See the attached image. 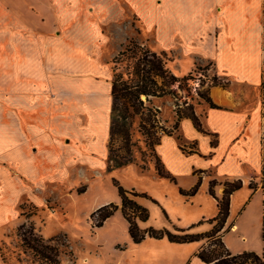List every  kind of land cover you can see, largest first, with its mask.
<instances>
[{
	"label": "crops",
	"instance_id": "0c3cea01",
	"mask_svg": "<svg viewBox=\"0 0 264 264\" xmlns=\"http://www.w3.org/2000/svg\"><path fill=\"white\" fill-rule=\"evenodd\" d=\"M130 16L148 23L155 45L177 61L186 56L207 60L219 75L258 93L248 110L208 108L200 117L201 129L183 117L178 133L195 143L189 151L174 134L160 138L156 152L176 179V200L190 205L193 214L175 226L202 221L193 233L211 227L206 220L218 212L208 191L211 179L242 178V186L230 195L227 223L235 196L249 193L251 181L255 189L241 211L264 193V0H0V225L7 221V202L14 195L16 207L22 197H33V186L68 181L79 166L91 168L96 154L104 167L112 54L106 55L105 47L112 37L110 24ZM244 169L246 177L238 173ZM199 177L194 195L179 193ZM214 192L220 197L221 185ZM129 239L132 248L150 240L166 247V253L151 252L141 264H204L194 256L202 241Z\"/></svg>",
	"mask_w": 264,
	"mask_h": 264
},
{
	"label": "rangeland",
	"instance_id": "374dc122",
	"mask_svg": "<svg viewBox=\"0 0 264 264\" xmlns=\"http://www.w3.org/2000/svg\"><path fill=\"white\" fill-rule=\"evenodd\" d=\"M110 27L113 29L110 32L112 37L105 47V54L112 52L108 58L111 81L112 59L123 49L130 38L157 54L164 51L155 45L153 31L149 24L141 23L136 17L130 16L125 21L110 24ZM163 58L165 66L181 80L169 86V89L175 90L174 93L170 92L161 97L149 96L147 98L143 94L140 96L143 106L157 109L155 125L149 129L154 131L152 138L155 137V140L158 141L162 136L171 132V135L174 134L179 138L181 148L189 151L188 147H194L195 143H186L179 135V123L185 117L178 118L179 113H185L187 116L193 113L200 122V117L211 107L210 104L215 105L214 108L237 107L243 110H248L255 104L258 97L256 90L244 84L232 82L225 75H219L214 66H211V62L199 58L192 60L188 56L181 57L177 61L175 55L167 51H164ZM118 66V70L123 71L125 62ZM157 83L161 84L162 78H157ZM218 91H224L227 94L226 98L220 99L221 101L216 100ZM123 101L122 99L120 102L121 109H124ZM134 107L137 105L135 104ZM131 110H133V105L126 112L129 114L126 120L130 123V143L135 162L106 172V161L103 167L100 154H96L93 157L91 168L79 166L72 171L68 181L49 183L42 187L33 186V197H22L16 207L14 206L15 195L8 199L7 221L0 225V264H37L28 252L22 250L16 235L17 226L23 222L32 223L44 238L60 237L57 242H54L58 245L63 240L61 235L65 234L71 253L68 252L70 249L66 250L64 246L59 245L61 247L60 264H141L148 260V254L151 252H156L158 255L166 253L163 251L166 247L158 243V245L153 244L151 240L136 248L128 247L126 243L130 239L119 208L100 227H94L91 219V213L104 204L113 202L118 207L120 206L117 188L113 183L114 179L128 190L133 189L142 193L143 191L137 190L138 187L154 195L153 198L144 192L146 196L135 197L136 201L138 200L137 202L145 206L149 212L148 219L143 221L146 225H141L139 223L141 220L137 221L142 229L167 228L175 232L174 227H178L175 224L185 223L193 216L190 205L177 202L173 181L168 178L163 179L164 181H157L147 174L140 175L139 170L143 173L153 171L157 174L154 167V155H157L158 143H154L152 148L146 146L147 135L142 133L144 129L141 126L144 123L143 120L145 121L141 119L142 109L137 113ZM149 125L146 122V128ZM122 137L123 133L121 136L114 135L113 147L123 145ZM141 163L146 165L145 170L140 168ZM238 173L242 176L247 175L245 169L238 170ZM239 179L242 178L239 177ZM258 180H261L260 175ZM226 182L231 181L218 182L216 180L214 190L217 185H221L224 190ZM250 192L244 191L235 196L232 211L230 210L232 219L226 223V226L234 223V228L225 231L223 242L233 253L254 251L264 259V210L262 212L260 210L264 193L257 194L250 208L241 211L244 203H249L247 201ZM168 213L172 215V218ZM208 224L211 225L209 222ZM195 225L198 226V224ZM195 225L189 231L194 229ZM210 228L209 226L208 230ZM199 241L204 242V239ZM169 257L171 260L176 258L173 254Z\"/></svg>",
	"mask_w": 264,
	"mask_h": 264
},
{
	"label": "trees",
	"instance_id": "16d2710c",
	"mask_svg": "<svg viewBox=\"0 0 264 264\" xmlns=\"http://www.w3.org/2000/svg\"><path fill=\"white\" fill-rule=\"evenodd\" d=\"M164 51L157 54L155 51H151L148 48L141 45L139 42L130 38L128 43L122 50L112 59L113 62V76L111 81V108H110V121H109V139L107 143V155L105 171L124 166L126 164L135 162V157L132 154V148L130 143V123L126 118L127 110L133 105V113L142 111L143 124L141 126L143 134H146L145 144L152 148L154 143H159L155 137L152 138L154 131L149 130L153 127L155 121L156 108L143 106V101L140 100V96L143 94L147 98L149 96L161 97L167 93H174V89H169V86L181 79L172 73L164 62ZM125 62L123 71H119V64ZM157 78H162V83H157ZM183 79V78H182ZM124 100L122 105L124 109L120 108L121 100ZM126 104H129L126 106ZM131 104V105H130ZM137 107H134V105ZM211 107L215 105L210 104ZM129 112V111H128ZM131 113V112H130ZM185 116L190 117L198 129H201L200 122L197 116L193 113L188 116L185 113H179L178 118ZM146 122L150 125L146 128ZM129 124V125H128ZM123 133V145L115 148L113 147L114 135L121 136ZM171 135V132H168ZM154 167L157 175L160 177L168 178L169 180L176 182V179L171 175L164 167L161 159L158 155H154ZM140 168L146 169V165L141 163ZM114 185L117 188V193L120 198V206L113 202H109L98 207L91 213V219L94 227L102 226L103 222L109 218L119 208L122 216L127 222V232L133 241V243H139L145 239V237H151L160 239L166 237L170 242L185 243L192 241L203 240L202 245L194 253L204 264H264V259L261 255L254 251H241L233 253L228 250L223 242V234L232 224L227 223L229 216V204L230 195L233 191L239 189L242 186L241 179H235L231 182H226L223 194L221 197H217L214 192L215 179L209 181V193L216 199L218 212L216 216L206 220L211 224V228L207 231L200 233L190 232L189 229L195 224L189 227H174L175 232L167 228H140L137 221H145L149 217L148 209L138 203L135 199L136 196H146L147 194L139 193L135 190H128L120 185L115 179ZM201 178L199 177L197 182L189 189L179 188V192L186 196L194 195L199 189ZM251 189H255V185L252 182L249 183ZM131 195V196H129ZM199 221L197 224H200ZM16 235L19 238L20 246L24 252H28L33 261L37 264H60L59 255L61 247L64 246L66 250L70 249L66 240L65 234L61 235L63 239L58 245L54 242L59 240L58 237L44 238L33 226L32 223H21L17 226ZM71 253V249L68 250Z\"/></svg>",
	"mask_w": 264,
	"mask_h": 264
},
{
	"label": "bare ground",
	"instance_id": "6f19581e",
	"mask_svg": "<svg viewBox=\"0 0 264 264\" xmlns=\"http://www.w3.org/2000/svg\"><path fill=\"white\" fill-rule=\"evenodd\" d=\"M216 95H217V100H220V99H222V98H226V93L224 92V91H218L217 93H216ZM221 101V100H220Z\"/></svg>",
	"mask_w": 264,
	"mask_h": 264
},
{
	"label": "water",
	"instance_id": "95a60500",
	"mask_svg": "<svg viewBox=\"0 0 264 264\" xmlns=\"http://www.w3.org/2000/svg\"><path fill=\"white\" fill-rule=\"evenodd\" d=\"M216 100H217V98H216Z\"/></svg>",
	"mask_w": 264,
	"mask_h": 264
}]
</instances>
